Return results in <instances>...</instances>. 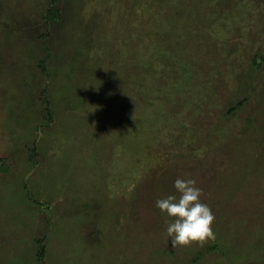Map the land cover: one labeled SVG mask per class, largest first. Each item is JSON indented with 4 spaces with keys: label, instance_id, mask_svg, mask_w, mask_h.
<instances>
[{
    "label": "rangeland",
    "instance_id": "rangeland-1",
    "mask_svg": "<svg viewBox=\"0 0 264 264\" xmlns=\"http://www.w3.org/2000/svg\"><path fill=\"white\" fill-rule=\"evenodd\" d=\"M0 157V264H264V0H0Z\"/></svg>",
    "mask_w": 264,
    "mask_h": 264
},
{
    "label": "clouds",
    "instance_id": "clouds-1",
    "mask_svg": "<svg viewBox=\"0 0 264 264\" xmlns=\"http://www.w3.org/2000/svg\"><path fill=\"white\" fill-rule=\"evenodd\" d=\"M196 183L194 179L177 178L173 187L179 196L168 195L155 202V206L169 218L165 221L166 233L173 248L193 244L203 247L215 240L212 230L215 216L210 207L201 202L203 190Z\"/></svg>",
    "mask_w": 264,
    "mask_h": 264
},
{
    "label": "trees",
    "instance_id": "trees-1",
    "mask_svg": "<svg viewBox=\"0 0 264 264\" xmlns=\"http://www.w3.org/2000/svg\"><path fill=\"white\" fill-rule=\"evenodd\" d=\"M58 9L59 8L56 7V6H48V8L46 9L45 13L43 14V18L46 21L47 20H51L52 22H54L59 17V10ZM255 63L258 64L257 59L255 60ZM45 100H47L46 102H48V99L47 98ZM243 101H245V100L236 102L228 110L230 111L232 109L237 108ZM45 107L49 109V105L48 104ZM33 150L35 151V148ZM7 164H8L7 159L4 158V157H0V171L6 170L8 168L7 167ZM44 253H45L44 245L43 244H40V246H39V248L37 250V253H36L37 254V258L39 260H43Z\"/></svg>",
    "mask_w": 264,
    "mask_h": 264
}]
</instances>
